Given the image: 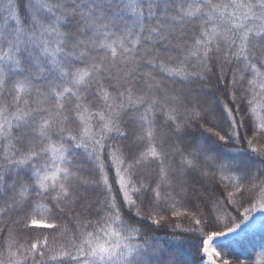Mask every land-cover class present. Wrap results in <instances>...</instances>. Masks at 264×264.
<instances>
[{
  "label": "snow or ice",
  "instance_id": "6c2138e0",
  "mask_svg": "<svg viewBox=\"0 0 264 264\" xmlns=\"http://www.w3.org/2000/svg\"><path fill=\"white\" fill-rule=\"evenodd\" d=\"M0 264H264V0H0Z\"/></svg>",
  "mask_w": 264,
  "mask_h": 264
},
{
  "label": "trees",
  "instance_id": "16d2710c",
  "mask_svg": "<svg viewBox=\"0 0 264 264\" xmlns=\"http://www.w3.org/2000/svg\"><path fill=\"white\" fill-rule=\"evenodd\" d=\"M254 259H255V257H254Z\"/></svg>",
  "mask_w": 264,
  "mask_h": 264
}]
</instances>
